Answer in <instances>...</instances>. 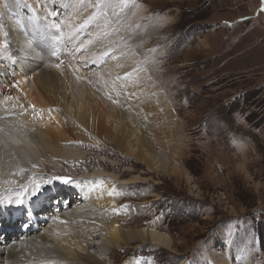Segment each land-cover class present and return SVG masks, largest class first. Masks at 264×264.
I'll return each mask as SVG.
<instances>
[{
    "label": "rangeland",
    "instance_id": "374dc122",
    "mask_svg": "<svg viewBox=\"0 0 264 264\" xmlns=\"http://www.w3.org/2000/svg\"><path fill=\"white\" fill-rule=\"evenodd\" d=\"M10 1L12 6L17 0ZM18 1L34 24V14L46 8L50 11L52 5L55 14L50 17L42 12V19L57 28H63L66 13H76V44L69 37L61 42L46 37V45L54 42L59 54L50 56L46 50L43 58L60 60L62 55L70 59L68 51L75 53L78 60L71 61L86 66L82 71L89 73L80 77L65 62L57 63L71 73L69 91L81 100L89 87L105 103L104 108L109 107L110 114L116 101L123 110L107 119L117 127V121L124 120L120 124L132 134L139 130L155 151H161L154 157L165 159L169 167L162 169L156 158L148 164L117 151L108 139L95 136L88 127L79 141L60 144L80 151L78 159L57 158L42 167V153L17 127L10 138L18 137V144L26 140L31 145L28 155L33 158L34 154L39 163L31 162L30 157L31 163L21 162L20 150L6 141L12 150L7 152L16 165L34 169L42 177L36 186L41 184L43 197L54 199L56 190L43 192L48 184L56 183V189L63 190L65 182L56 177L73 182L84 174L91 178L96 169L114 174L120 181L139 177L141 181L119 185V201L108 209L109 217L122 216L123 229L154 223L171 237V247L148 241L125 242L113 249L106 264H264V0ZM6 25L1 26L3 37L6 35V45H11ZM72 45L76 49H69ZM3 46L0 69L17 77L11 60L5 64ZM86 57H93V66H88ZM129 93V99L136 98L132 108L137 110L130 116L133 125L128 124L124 109L130 105L122 104ZM67 101L70 105L72 100L68 97ZM164 112L171 117L168 125L160 118ZM160 129L168 131L169 140L160 141ZM52 177L55 181L47 182ZM16 178L21 180L22 172ZM90 185L86 182L85 190ZM60 206L66 204L59 201ZM77 207L71 203L72 210ZM89 238L98 246L90 251L104 257L99 245L102 237ZM35 244L24 248L29 257L51 252L49 245Z\"/></svg>",
    "mask_w": 264,
    "mask_h": 264
},
{
    "label": "bare ground",
    "instance_id": "6f19581e",
    "mask_svg": "<svg viewBox=\"0 0 264 264\" xmlns=\"http://www.w3.org/2000/svg\"><path fill=\"white\" fill-rule=\"evenodd\" d=\"M5 1L6 0L0 1V46L2 44L4 45L2 50L5 52V64L7 65V61L11 60V65L17 69L18 76L6 74L4 72L5 69H0V75L4 76V78L0 77V197L3 198L0 199V216H2L6 205L14 207V209L17 208L15 203L17 194L23 192V204L29 209L31 224H29L27 228L28 232H26V235L18 237L21 242L14 243H11V240L13 238L16 239L15 236L24 229L21 227L24 221L16 223L8 220L7 224L1 225L3 230L6 228L13 230L14 235L9 232L5 235L4 242H0V264H106L107 260H109V254L113 252V249L121 247L125 242L139 241L141 243L148 241L155 245L171 247V237L166 232L158 230L154 223L136 229H123L121 222L124 219L122 216H116L115 214L114 217H109L110 213L108 209L117 206L119 201L116 189L121 184L141 181L139 177H130L129 179H122L123 181H120L118 180L120 178L116 175L96 169L97 171L94 170L92 173L90 172L94 177L90 175L91 178H87L85 174L77 176L75 178L76 180L78 179L76 181L77 184L73 185L71 183L69 187L70 193L66 194L65 191L67 190H59L61 192H57L59 193L57 198L60 197L61 199L63 198V194H66L67 198L62 200L68 201V208L63 206L59 207V205H57L56 207L53 206L55 209L49 208L46 213L43 214L35 210L38 200L41 199L37 200L31 194L36 193L39 197L43 196L41 184H39L38 189L36 187V184L40 183L39 181L42 177L34 173V169L33 171H28L25 165H16L15 161L10 158V153H8L12 152L10 146H13L20 150L18 151L20 152V161L23 160L25 163L29 161L28 146L31 145L25 142L26 140L18 144L17 141L15 142L18 137L13 139L10 138L11 134H16L14 133V129L17 127L19 131L20 128L25 131V134L29 136L28 141L33 144L38 152L42 153V167L44 165H49V163H52L57 158L66 161H72L71 159L73 158L78 159L81 154L80 151L71 146L62 147L61 145L63 142L71 141V139L79 141V139H82L80 135H83L87 130L101 139H108L107 141L112 147L128 156L132 155L148 164L151 160H155L156 158V163L159 164L162 169H168L169 167L165 159L158 156L154 157L155 154H160L161 151H155L154 145L147 142L139 130H136V133L132 134L128 131V128L120 124V122L124 120L119 119L117 121L119 123L117 127L107 119L108 116L112 117V114H117L122 109L116 101L113 103V105H115L112 108L114 111L110 114L107 113L110 112L108 109L109 107L104 108L102 104L105 103H103L89 87L83 91L85 94L81 100L77 99L73 93L69 91L70 87L68 80L69 74H71L70 71L75 75L77 74L76 72H78L79 76L81 74L80 77H85L86 72H88L82 71L86 70V66L71 61V58L78 60L75 53L68 51L70 59H63L62 55L60 56V60H46L43 58L42 54L45 52L43 45L46 44V37L58 39L60 42L61 39L69 37L74 41V33L78 28L75 18L76 13L75 15L71 12L66 13L62 25L63 28L60 29L55 27L54 23L46 22L45 19H42V12H46V16L55 14L53 5L50 11L46 8L40 12L39 15L34 14L37 19H34L36 23L34 24L32 19L24 14V5L22 6L18 0L16 2L13 1L12 6L10 0L7 1L8 5H5ZM23 2L27 4L28 0H23ZM28 19L31 23L27 21ZM19 23H24L23 27H20ZM3 24H7L6 27H9L7 40L11 45H6V35L3 37L5 31L1 28ZM38 26H40V29L37 28ZM53 30H55V32H53ZM35 41H37V44H35ZM47 44L51 45L49 42H47ZM10 47V50L7 49ZM71 48L76 49L74 45H72V47L70 46L69 49ZM86 59L90 62L88 66H93V57H86ZM44 61H46V65L43 66ZM60 62H65L70 68V71L65 69L63 71L60 68L61 65L59 66V64H57ZM12 66L10 67L12 68ZM92 72L93 71L90 73L91 76L93 75ZM131 95L132 93H129L128 96H124L126 101L122 103L123 105H130L128 109L123 107L128 115V124L133 123L130 116L137 110L132 108L136 106L134 103L136 98L129 99ZM118 96L121 97L120 95ZM68 97L72 100L70 105L67 103ZM153 113H151L153 117H156V112ZM161 114L163 113H160V118L162 116L165 124L168 125L170 122L169 118H171L169 112L167 115L164 112V116ZM47 116H49V118ZM45 118L49 121H43ZM157 118L158 117H156V119ZM163 119L160 120L163 121ZM139 120L141 121V119ZM159 123L160 126H162V122ZM22 125H25V128H22ZM84 127H88L87 130ZM162 129L158 131V134L157 132L155 133L159 136L161 142H165V140H169V134L167 130ZM152 136L153 139L158 142L157 136L154 134H152ZM3 140H5V146ZM6 141L8 145H10L9 147ZM3 147H5V149ZM31 155H33V158L30 157L31 162L35 161V164H38L39 161L36 160L35 155L32 153ZM14 165H16V167H14ZM19 172H22L23 178L21 180L20 178H16V174H19ZM43 179L46 178L43 177ZM49 181L54 182V177L47 180V182ZM81 181L85 183H81ZM86 182H91L88 190H85ZM54 184H48L47 187H45L48 190H43V192H55L57 189ZM63 186L64 185H62V187ZM8 198H11L13 203H8ZM71 203L78 204V207L72 210L74 207L71 209ZM88 205L92 208H89ZM37 207L40 208V205L38 204ZM47 219H52V221L49 224H43ZM98 234L102 237L101 239H103L99 244L100 248L104 250V255H107V257H98L90 251L98 246L96 245L95 247L89 236L92 237V235L96 236ZM35 243L38 245H49V248H51L50 253L52 254L46 253L39 256L34 254L29 257L23 249L29 246H37ZM220 263L226 264V261H220Z\"/></svg>",
    "mask_w": 264,
    "mask_h": 264
},
{
    "label": "snow or ice",
    "instance_id": "6c2138e0",
    "mask_svg": "<svg viewBox=\"0 0 264 264\" xmlns=\"http://www.w3.org/2000/svg\"><path fill=\"white\" fill-rule=\"evenodd\" d=\"M56 179H61L65 183L71 182V178H66V177H56ZM37 189L39 188V185L36 186ZM23 197V192L17 194V199L15 200L16 204H22L24 201L22 199ZM8 203H13V200L11 198H8Z\"/></svg>",
    "mask_w": 264,
    "mask_h": 264
}]
</instances>
